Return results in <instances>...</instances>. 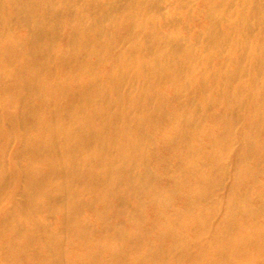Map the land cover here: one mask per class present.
<instances>
[{"label":"bare ground","instance_id":"obj_1","mask_svg":"<svg viewBox=\"0 0 264 264\" xmlns=\"http://www.w3.org/2000/svg\"><path fill=\"white\" fill-rule=\"evenodd\" d=\"M168 1L0 0V264H264V0Z\"/></svg>","mask_w":264,"mask_h":264},{"label":"rangeland","instance_id":"obj_2","mask_svg":"<svg viewBox=\"0 0 264 264\" xmlns=\"http://www.w3.org/2000/svg\"><path fill=\"white\" fill-rule=\"evenodd\" d=\"M169 3V1L168 0H164V2H163V12L164 13H167V14H174L175 13V9H173V8H171V7H169L167 4ZM200 5V4H199ZM205 22V17H204V15H201L198 19H197V21H195L194 23H190L189 25H188V27H190V32H192V34H195V33H197L199 30H200V28H201V26H202V24ZM161 27H162V29L165 31V30H168L167 28H169V27H167L164 23H161ZM177 27H179V25L177 26ZM171 29L173 28V26L172 27H170ZM25 31V29H21V32H24ZM226 188H222V189H220L219 190V194L220 195H223V194H226ZM226 196V195H225Z\"/></svg>","mask_w":264,"mask_h":264}]
</instances>
